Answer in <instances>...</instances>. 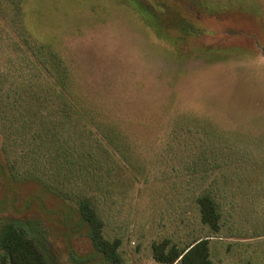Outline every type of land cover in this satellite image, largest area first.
<instances>
[{
	"label": "rangeland",
	"instance_id": "rangeland-1",
	"mask_svg": "<svg viewBox=\"0 0 264 264\" xmlns=\"http://www.w3.org/2000/svg\"><path fill=\"white\" fill-rule=\"evenodd\" d=\"M176 2L158 22L134 0H0V225L50 264H105L82 198L124 264L203 237L215 264H264V0Z\"/></svg>",
	"mask_w": 264,
	"mask_h": 264
},
{
	"label": "trees",
	"instance_id": "trees-1",
	"mask_svg": "<svg viewBox=\"0 0 264 264\" xmlns=\"http://www.w3.org/2000/svg\"><path fill=\"white\" fill-rule=\"evenodd\" d=\"M134 1L143 11H147L154 21L166 22L170 20L177 13V7L180 18L184 14L182 6L178 5L176 0ZM56 56L57 54L52 53L54 63ZM66 67L69 68L65 65ZM71 96L75 99L74 92L71 93ZM61 99L64 103L63 98ZM77 104L74 103L72 108L74 109ZM61 108L63 111V107ZM74 110L78 111L76 108ZM214 197L206 194L200 195L196 198V202L199 206L201 222L207 224L212 231L217 232L220 230L221 216L219 204ZM77 210L80 220L87 226V236L92 249L101 255L104 263L124 264L119 252L120 240L116 238L108 240L104 237V224L92 207L90 200L88 198L80 199L77 203ZM29 230L25 224L14 220H5L0 225V264H50L48 255L39 248L34 240L36 235ZM208 242L209 239L203 237L179 249L170 239L164 238L158 243H152V256L154 260L165 264H174L176 261L179 264H215L209 258Z\"/></svg>",
	"mask_w": 264,
	"mask_h": 264
},
{
	"label": "crops",
	"instance_id": "crops-1",
	"mask_svg": "<svg viewBox=\"0 0 264 264\" xmlns=\"http://www.w3.org/2000/svg\"><path fill=\"white\" fill-rule=\"evenodd\" d=\"M175 263H178L177 261Z\"/></svg>",
	"mask_w": 264,
	"mask_h": 264
}]
</instances>
